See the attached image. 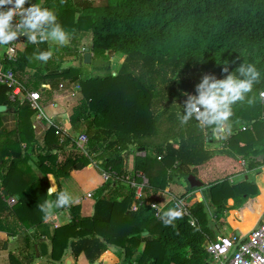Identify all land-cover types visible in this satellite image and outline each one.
Instances as JSON below:
<instances>
[{
  "label": "trees",
  "instance_id": "obj_1",
  "mask_svg": "<svg viewBox=\"0 0 264 264\" xmlns=\"http://www.w3.org/2000/svg\"><path fill=\"white\" fill-rule=\"evenodd\" d=\"M32 2L39 4V0ZM46 2L43 6L55 9L58 21L73 38L92 35V63L104 74L84 78L80 67L64 66L70 49L80 51L73 40L54 46L47 63L36 60L35 54L48 50V42L26 41L14 66L19 79L29 74L28 81L22 82L29 90H37L42 81L54 87L62 80L77 84L82 97L70 121L73 126L86 125L88 140L80 147L77 138L52 124L40 142L32 127L35 111L28 102L11 101V89L0 84V105L13 108L18 116L16 128L7 131L0 115V231L16 236L46 219L39 205L47 199L49 184L37 176L33 165L44 175L63 178L93 164L112 178L97 191L90 216L74 215L70 224L55 230L54 262L68 251L75 259L83 253L93 262L105 250L118 248L122 264H209L207 247L220 236L216 223L228 210L227 200L242 203L259 194L250 174L235 182L223 178L206 184L201 202L190 203L197 188L188 186L181 197L190 215L167 225L149 206L159 202L169 184L179 185L184 179L189 185L188 176H197V168L219 153L241 157L253 173L264 166V99L260 95L264 92V0ZM118 54L123 61L113 75L109 63ZM241 63H252L261 72L259 83L248 94L253 102L233 106L231 135L224 139L221 151L208 149V143L214 142L211 129L200 128L195 120L181 126L177 119L187 98L184 94L194 95L204 74L222 78L227 75L222 72L225 66L231 72ZM29 69L34 72L28 73ZM162 119L168 124L162 142L149 143L161 132ZM138 148L145 149V156H133L131 173L143 172L149 186L143 203L131 211L133 190L119 177L129 174L125 160ZM8 198L15 203L9 205ZM72 210L77 211V206Z\"/></svg>",
  "mask_w": 264,
  "mask_h": 264
},
{
  "label": "crops",
  "instance_id": "obj_2",
  "mask_svg": "<svg viewBox=\"0 0 264 264\" xmlns=\"http://www.w3.org/2000/svg\"><path fill=\"white\" fill-rule=\"evenodd\" d=\"M46 1L47 0H39V4L42 3L43 5H46ZM51 9L55 11L54 8ZM89 37L90 41L92 42V35L90 33L84 35L78 34L77 37H72L73 39L71 38L70 42L73 40L72 45L74 47H80V51L79 53H76L75 49L72 48L69 50L70 54L66 58L67 62H72L69 65L78 66L82 69L84 78H88L91 75H98L99 73V70L94 69V65L92 63V52L89 51L91 56L90 62L85 61L86 49L88 47L85 49L84 47H82V44ZM26 41L27 39H25L20 44L22 50H24L26 47ZM47 42L48 49L52 48L53 50L54 46H60L51 40ZM121 59L123 60V57ZM67 62L64 64V66L67 65ZM112 62L110 60V71L113 75H116L122 62L119 63L116 68H113ZM27 71L31 74L34 72V70L31 69ZM27 79H29V74H27V76H24L23 80L21 79V81L23 83H26L28 81ZM36 91H39L41 94V100L39 101V103L46 116V118L37 119L35 112L33 118L32 127L40 142H42V138L46 128L52 124L57 125L59 129L63 130L65 134L77 138V141L81 134H85L86 136H88L86 125L83 122L78 123L77 126H73L70 121L72 110L78 104L79 100L82 97L80 93V87L77 84H72L68 81L62 80L58 82V84H56V86L54 87L50 82L42 81ZM45 109L47 112L44 111ZM0 115L2 117L3 128L5 130L10 131L16 128L18 116L13 108H8V106L4 104L0 105ZM154 140H156V137H152L148 141L149 143L155 144L156 141ZM223 143L224 140L217 138L216 141L208 143L207 147L211 150L221 151ZM139 149L141 148L136 149L134 153L128 155L129 158L125 160L127 166L126 172H129V174H131V169L133 168V156H145V149L143 148V151ZM31 158L33 160H36V155L31 154ZM214 163L218 165L215 168L213 167ZM233 166H237V169L232 168ZM241 166L242 169L240 168ZM32 168L39 178L45 177L47 179L49 184L47 192L53 184L57 187V191H70L73 196L78 198L79 202L71 206L70 208L53 209V214L47 216L41 225L34 226L28 229L25 233L11 236L7 232L0 231V264H122L123 253L118 248H109L105 250L100 255V257L93 262L88 260L83 253H81L78 258L75 259L70 251H68L60 259V261L54 262L52 260L51 240L55 230L57 228H61L70 224L74 215H77L79 217L90 216L93 213L94 205L98 197L97 191L102 187L104 183L108 182V180L104 179L103 174L100 173L93 164H90L82 171L71 172L69 176L63 178H56L53 174L44 175L34 165ZM210 169L212 170V173H215L216 171L219 173L220 171L226 174V177L224 178H228L231 182L242 180L243 178L247 177V174H250V176H252V178L254 179L258 187L259 194L254 197H247L242 203H237L232 198H229L226 202V207L228 208V210L225 212L224 217L222 218V222H215L220 235L217 238L232 237L234 235H241L242 237L247 236V234L253 228H255L258 220L264 213V166H262L259 172L253 173L247 170L246 162L241 157L233 159L225 154L219 153L208 163L198 167L197 171L200 174L206 175L209 173ZM195 177L199 179L197 176ZM174 186L175 185H173V187ZM188 186L191 187L190 184H187V187ZM171 187L172 184H169L166 187L164 192L161 194L158 203L149 202V207L151 209H153L151 207L152 203L159 204L160 206L166 204V208L160 212V216H157L156 211L153 209L155 212V217L158 219L162 217L163 213L170 211V200L171 197L175 195L173 193H170L172 190ZM198 189H201L202 191L203 186L198 187ZM6 193L7 192H4V194ZM193 195L194 196L190 199L191 202H194L192 200L194 199V197H196L195 193H193ZM47 199H55V197L47 196ZM8 200L9 198L6 201L8 202ZM203 200L204 196L202 194L197 202H201ZM133 203L134 202H132L130 205V210L136 211L132 209ZM8 204L13 205L14 203L10 204L8 202ZM74 206H77V211L75 210V212H73L72 210V207ZM213 220H216V218H214ZM237 232H239L238 235ZM146 235L147 232H144L143 236ZM142 249L143 244L140 246L139 251H141ZM209 264H219V262L215 261L211 257V261Z\"/></svg>",
  "mask_w": 264,
  "mask_h": 264
},
{
  "label": "clouds",
  "instance_id": "obj_3",
  "mask_svg": "<svg viewBox=\"0 0 264 264\" xmlns=\"http://www.w3.org/2000/svg\"><path fill=\"white\" fill-rule=\"evenodd\" d=\"M20 35L26 36L27 42L34 45L51 40L65 46L72 38L71 33L58 21L57 13L42 3L0 0V46L13 44ZM53 54L51 48L38 51L35 59L47 63ZM224 64L227 65V61ZM222 72L227 73L222 78H217L215 74H204L195 86V94H184L187 98L183 107L180 106L182 110L177 113V119L181 126L195 120L200 128L211 129L219 134L218 139L224 140L232 133L230 118L234 115L233 106L245 100L249 104L253 102L248 94L259 83L261 72L252 63H241L231 72L225 66ZM260 95L264 97V92ZM54 194L55 199H46L39 205L45 216L52 215L53 209L70 208L79 202L70 191H57V187L52 184L46 195L51 197ZM180 215L179 211H169L162 215V219L167 225Z\"/></svg>",
  "mask_w": 264,
  "mask_h": 264
},
{
  "label": "built area",
  "instance_id": "obj_4",
  "mask_svg": "<svg viewBox=\"0 0 264 264\" xmlns=\"http://www.w3.org/2000/svg\"><path fill=\"white\" fill-rule=\"evenodd\" d=\"M28 4L25 5L27 7ZM15 22V21H14ZM26 39V36L20 35L16 42L9 46H0V84H4L11 89L8 98L13 102L23 104L28 102L30 108L36 112L37 119L46 118L43 109L39 103L41 94L36 90H28L18 78L15 63L22 51L20 44ZM62 86V85H60ZM264 99V97H262ZM246 128L243 127L242 130ZM88 137L81 134L78 138V145L83 147L87 143ZM105 180L112 178L111 174L102 173ZM123 182L133 190L134 203L133 210H137L139 204L143 203L145 187L149 186V181L143 172L126 174L119 177ZM10 204L15 203L14 198H9ZM170 211H179L180 216H189V211L185 204V198L172 196L170 200ZM151 207L160 216V212L166 208V204L160 206L152 203ZM191 224L194 221L191 219ZM241 242L238 244V242ZM207 253L218 261L219 264H264V216L256 228H253L244 238L240 236L219 237L212 241L207 247Z\"/></svg>",
  "mask_w": 264,
  "mask_h": 264
},
{
  "label": "rangeland",
  "instance_id": "obj_5",
  "mask_svg": "<svg viewBox=\"0 0 264 264\" xmlns=\"http://www.w3.org/2000/svg\"><path fill=\"white\" fill-rule=\"evenodd\" d=\"M105 0H96V2L97 3H103ZM86 36V35H85ZM83 46L82 47H84L85 49L88 47H90L91 46V41H90V37L89 38H87L86 40H85V42L82 44ZM52 49V48H51ZM84 49V50H85ZM81 52H82V50H81ZM122 58V55H115V56H113L110 60H111V62H112V65H113V68L115 67L116 68V66L119 64V63H121L123 60L121 59ZM70 63H72V62H67V65H69ZM104 71L103 70H101V71H99V73L98 74H101V75H103L104 73H103ZM263 99V98H262ZM45 112H47L46 111V109L44 110ZM163 120V119H162ZM167 126H168V124H166V122L163 120L162 122H161V124H160V133L156 136V140H154V141H156V143H160V142H162V140H163V138H164V136L162 135L163 134V132H164V130L167 128ZM217 135L218 134H216V133H214V141H216V139H217ZM218 165L216 164V163H214L213 164V167L215 168V167H217ZM232 168H234V169H237V166H233ZM241 169H242V166L240 167ZM197 177L204 183L203 184V188H204V186L206 185V184H209V183H211V182H213V181H217V180H221V179H223L224 177H226V174H224V173H222V172H220L219 171V173L216 171L215 173H212V170L210 169L209 170V173L208 174H206V175H204V174H200L199 172H197ZM181 181V183L179 184V185H175L174 187H173V185L174 184H172V190H171V192L170 193H173V194H175V195H173V196H180L181 197V195H183L185 192H186V190H187V182L184 180V179H181L180 180ZM195 188H197V190H195V196L196 197H194V199L192 200V201H196L197 202V200L202 196V191H201V189H198V187H195ZM197 194V195H196ZM199 196V197H198ZM190 198V197H189ZM191 203H193V202H191Z\"/></svg>",
  "mask_w": 264,
  "mask_h": 264
},
{
  "label": "water",
  "instance_id": "obj_6",
  "mask_svg": "<svg viewBox=\"0 0 264 264\" xmlns=\"http://www.w3.org/2000/svg\"><path fill=\"white\" fill-rule=\"evenodd\" d=\"M91 58V56H90V52H89V48H87L86 49V55H85V61L86 62H90V59ZM3 108V107H2ZM139 150H141V151H143L144 149L143 148H141V149H139ZM188 182H189V184L191 185V187H202L203 186V182L201 181V180H199V179H197L194 175H189L188 176ZM263 216H264V213H263V215L260 217V219L258 220V222H257V224H256V226H255V228L259 225V223H260V221L262 220V218H263ZM239 234V232H237V235ZM246 237V236H245ZM244 237V238H245ZM241 242V240L238 242V244Z\"/></svg>",
  "mask_w": 264,
  "mask_h": 264
}]
</instances>
